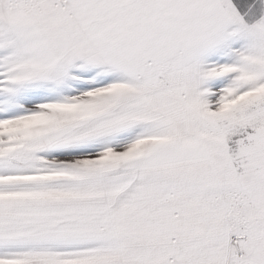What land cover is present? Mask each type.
<instances>
[{"label":"snow or ice","instance_id":"obj_1","mask_svg":"<svg viewBox=\"0 0 264 264\" xmlns=\"http://www.w3.org/2000/svg\"><path fill=\"white\" fill-rule=\"evenodd\" d=\"M0 264H264V0H0Z\"/></svg>","mask_w":264,"mask_h":264}]
</instances>
